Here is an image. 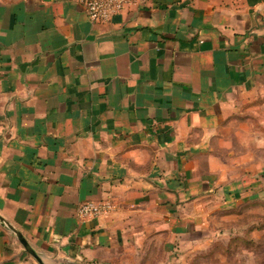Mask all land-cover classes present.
Masks as SVG:
<instances>
[{
  "label": "crops",
  "instance_id": "1",
  "mask_svg": "<svg viewBox=\"0 0 264 264\" xmlns=\"http://www.w3.org/2000/svg\"><path fill=\"white\" fill-rule=\"evenodd\" d=\"M258 89L264 0H140L102 24L80 0H0V264H177L196 159Z\"/></svg>",
  "mask_w": 264,
  "mask_h": 264
},
{
  "label": "rangeland",
  "instance_id": "2",
  "mask_svg": "<svg viewBox=\"0 0 264 264\" xmlns=\"http://www.w3.org/2000/svg\"><path fill=\"white\" fill-rule=\"evenodd\" d=\"M206 151L194 170L202 194L178 204L192 218L171 259L264 264V89L235 94ZM163 257L154 253L150 264Z\"/></svg>",
  "mask_w": 264,
  "mask_h": 264
},
{
  "label": "built area",
  "instance_id": "3",
  "mask_svg": "<svg viewBox=\"0 0 264 264\" xmlns=\"http://www.w3.org/2000/svg\"><path fill=\"white\" fill-rule=\"evenodd\" d=\"M84 6L88 20L93 24L110 21L113 16L124 9L135 8L140 0H80ZM114 209L113 204L106 200L101 202L82 203L76 211V216L82 222L107 216ZM6 227L0 222V228Z\"/></svg>",
  "mask_w": 264,
  "mask_h": 264
},
{
  "label": "water",
  "instance_id": "4",
  "mask_svg": "<svg viewBox=\"0 0 264 264\" xmlns=\"http://www.w3.org/2000/svg\"><path fill=\"white\" fill-rule=\"evenodd\" d=\"M0 222L2 223L3 221L0 219ZM8 227V226H7ZM9 228V227H8ZM12 232H14L18 242L23 246V248L26 250V252L30 255H32L34 258L37 259L36 255L34 254V252L29 248L27 242L23 239V237L16 232L15 230H13L12 228H9ZM65 264H74V263H65Z\"/></svg>",
  "mask_w": 264,
  "mask_h": 264
}]
</instances>
